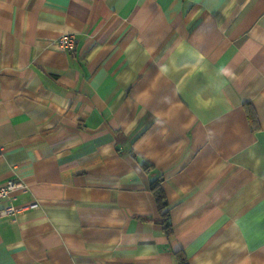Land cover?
<instances>
[{"label":"crops","instance_id":"crops-1","mask_svg":"<svg viewBox=\"0 0 264 264\" xmlns=\"http://www.w3.org/2000/svg\"><path fill=\"white\" fill-rule=\"evenodd\" d=\"M9 179L0 264H264V0H0Z\"/></svg>","mask_w":264,"mask_h":264},{"label":"built area","instance_id":"built-area-1","mask_svg":"<svg viewBox=\"0 0 264 264\" xmlns=\"http://www.w3.org/2000/svg\"><path fill=\"white\" fill-rule=\"evenodd\" d=\"M57 48L66 50L69 52H73L75 49V39L74 36L70 33L61 34L58 36V38L55 41L54 44ZM24 187L23 184H21L18 181L15 180H6L5 182H0V199L1 198H9L11 194L18 189ZM37 206L36 202L15 207V206H6L3 207L0 212L1 213H14L15 211H21L28 208H35Z\"/></svg>","mask_w":264,"mask_h":264},{"label":"trees","instance_id":"trees-1","mask_svg":"<svg viewBox=\"0 0 264 264\" xmlns=\"http://www.w3.org/2000/svg\"><path fill=\"white\" fill-rule=\"evenodd\" d=\"M247 109V104H245ZM252 112L248 109V117L250 118L251 122L254 121V118L251 114ZM145 167L148 166V164H143ZM149 190L152 192L154 196V200L156 202V207L158 211L161 214L162 222H163V228L167 232H170V223L168 222V205L166 201V197L164 195V192L160 186V178L157 177L155 180L150 181L149 183ZM180 264H187L184 260H180Z\"/></svg>","mask_w":264,"mask_h":264}]
</instances>
